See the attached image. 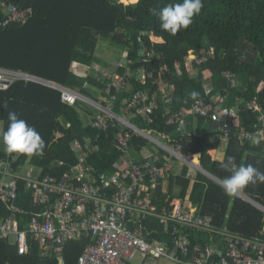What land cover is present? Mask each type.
<instances>
[{
	"label": "trees",
	"instance_id": "trees-1",
	"mask_svg": "<svg viewBox=\"0 0 264 264\" xmlns=\"http://www.w3.org/2000/svg\"><path fill=\"white\" fill-rule=\"evenodd\" d=\"M122 1L137 0H0V67L63 85L98 101L88 86L103 93L109 82L108 75L101 78L93 68L95 62L100 63L96 52L101 39L126 46V59L134 70L142 65L156 68L148 87L160 76L159 66L166 64L169 71L162 78L172 100L164 103L160 97L151 121L139 115L133 123L167 145L188 143L193 137L191 153L201 154L205 170L264 206V120L260 119L264 115V0ZM2 2L33 7L34 15L24 24L3 26L7 15ZM141 48L153 52L149 62H142ZM197 57H204V62L196 64ZM117 70L126 72L121 67ZM206 80L212 87L209 93ZM144 88L135 75L131 85L116 94L113 111L120 114L122 100ZM159 88L156 84L153 90ZM102 97L107 106L110 96L103 93ZM200 97L220 104L221 118L231 125L228 138L211 117H189L197 124L191 134L166 124V108L188 110ZM255 98L258 107L249 109L247 103ZM94 110L83 100L75 105L65 103L61 91L52 86L16 80L0 90V125L11 138L10 151H0V158L15 159L17 170L30 159L41 175L62 176L78 162L72 143L94 139L98 134L100 149L88 161L93 176L114 171L129 151L151 158L155 145L147 138L133 135L127 152L116 142L118 127L106 132L88 126L82 112L94 117ZM242 131L251 137H242ZM258 133L263 135L259 146L255 144ZM211 150L217 151L215 157ZM161 155L165 159L163 152ZM187 172L185 166L180 175L171 177L169 194L158 188L160 205L167 203V198L184 201L189 197L199 214L211 215L215 224L264 240L263 210L202 172L197 171L195 178L186 177ZM175 187L181 190L178 195ZM8 202L21 209L16 213L19 230L27 227L34 212L43 210L24 181L19 184L17 198ZM10 213L1 201L0 214ZM87 243V238L68 241L64 264H79ZM0 264L61 262L51 250H42L35 239L29 238V251L19 254L15 244L0 237Z\"/></svg>",
	"mask_w": 264,
	"mask_h": 264
},
{
	"label": "built area",
	"instance_id": "built-area-1",
	"mask_svg": "<svg viewBox=\"0 0 264 264\" xmlns=\"http://www.w3.org/2000/svg\"><path fill=\"white\" fill-rule=\"evenodd\" d=\"M1 5L7 15L3 26L24 24L34 15L30 6L20 7L5 2ZM189 53L194 60V51ZM152 56L153 52L146 53L144 49L142 62H149ZM204 60V57H197L196 64ZM155 71L156 68L143 66L135 74L142 85L148 86L149 79L155 77ZM168 71L166 64L159 66L160 76L153 84L162 82L163 74ZM133 77V74L119 76L115 73L106 86V94L110 96L109 107L95 102V108L102 113L87 120L88 126L106 132L110 127H118L116 142L127 152L133 135L147 138L145 131L133 124L127 114L140 115L151 121L158 106L155 94L150 98L147 90H137L122 100L120 110L124 114L113 111L116 94L131 85ZM37 78L0 67V90L9 88L18 79H26L60 90L62 100L69 105H75L78 100L92 102L77 90ZM204 85L209 93L212 90L210 81ZM161 92L169 102L170 95L163 88ZM216 102L197 98L188 110L168 112L166 124L177 125V131L186 130L191 134L189 114L211 117L214 124L224 131L223 137L228 138L231 125L221 118ZM247 106L249 109L257 108V99L249 101ZM260 119L264 120V115ZM242 137L251 135L242 131ZM153 138H147L155 145L151 158L142 156L143 160L139 161L129 151L118 161L114 171L96 176L89 172L88 161L100 149V134L94 139L72 143L78 162L62 176H22L14 166L15 159L0 158V202L6 203L11 212L8 216L0 214V237L15 244L19 254L29 251V238L35 239L42 250H51L57 255L61 264H64L66 243L82 238H87L88 243L79 257V264H264V240L261 238L232 231L226 224H215L211 215L199 214L198 207L192 206L188 197L184 201H169L167 198V203H158L156 192L159 187L164 189L171 179L172 162L192 165L199 171L201 168L192 161L193 137L188 143L177 145H167ZM162 152L165 159H162ZM190 175L187 173V177ZM21 181L27 190L32 191L43 210L34 212L27 227L19 230L16 213L21 209L8 201L17 198Z\"/></svg>",
	"mask_w": 264,
	"mask_h": 264
},
{
	"label": "crops",
	"instance_id": "crops-1",
	"mask_svg": "<svg viewBox=\"0 0 264 264\" xmlns=\"http://www.w3.org/2000/svg\"><path fill=\"white\" fill-rule=\"evenodd\" d=\"M110 43V42H109ZM98 53H99V48H98ZM98 56H99V54H98ZM101 57L99 56V62L100 63H94L93 64V68L97 71V72H99V74L102 76L101 78H104L105 76H107L108 75V80L110 81V78L115 74V73H117L119 76H125V75H129V74H133V76H135L136 74V70H134L133 68H131V64H128V61H127V59H125V61L123 62H120L119 64H117V66H115L114 65V62H112L111 63V61L110 60H106V61H104L103 59H100ZM111 63V64H110ZM113 64V65H112ZM120 64H121V66H120ZM118 67H121L122 69H124V70H126V72H125V74H121L118 70H117V68ZM142 67H143V65H142ZM110 69V70H109ZM106 78V77H105ZM160 84V88L159 89H155V90H153V88H154V85H156V84H151L149 87L146 85L145 86V88L144 89H139V90H147V94H148V96L151 98V97H153L154 96V94H155V97H156V99H157V101H158V99L161 97V99L163 100V102L164 103H168L167 101H166V98H165V96L163 95V93L161 92V88H163L164 90H165V92L166 93H168L169 95H170V92L168 91V89H167V87L165 86V79L163 78L162 79V82H160L159 83ZM89 87V92L90 93H92V94H94V96H96L97 98H98V101H95V102H99V103H102L103 104V101H104V99H103V93H106V90L102 93V90H100V89H98V87H96V86H93V85H91V86H88ZM122 92V91H121ZM160 95V96H159ZM171 97V96H170ZM215 98V97H214ZM171 100H172V98H171ZM170 100V101H171ZM169 101V102H170ZM217 101V100H216ZM215 101V102H216ZM158 103H159V101H158ZM217 103V102H216ZM122 104V103H121ZM217 104H219V103H217ZM92 105V104H91ZM106 108L107 107H109V101H108V105L107 106H105ZM219 107H220V104H219ZM113 108H114V106H113ZM121 108V107H120ZM180 110H182V109H180ZM174 111H178L177 109H174V110H171L170 108H166L164 111H163V116H165L168 112H174ZM85 112H88V111H83L82 112V116H83V119H84V121L86 122V124H87V120L90 118V117H87L84 113ZM100 113H102V111L101 110H99L98 112H95V116H98ZM117 114H119V113H117ZM128 116H129V119H130V121L133 123V118L135 117V116H138V115H133V114H127ZM94 116V117H95ZM191 116H195V115H190L189 114V116H188V120H189V122H190V124L188 125V127H189V131L191 132V131H193V127L194 126H196L197 124H195L192 120H190V118L189 117H191ZM134 124V123H133ZM136 125V124H135ZM215 125V124H214ZM137 126V125H136ZM139 127V126H138ZM143 130V129H142ZM146 132V131H145ZM99 135V134H98ZM61 136V133H57V137H60ZM256 143H258V140L255 142V144ZM212 151H215V153L217 154V151L216 150H212ZM211 152V151H210ZM132 154V157L133 158H135L136 160H143V157H142V155H140V154H137L136 152H132L131 153ZM192 155H194V154H192ZM199 155H200V163H199V161L198 162H194V159H193V163H196V165H198V166H200V167H202V165H201V154L200 153H198V154H196L195 156H198L199 157ZM194 156V157H195ZM213 157V156H212ZM215 157V156H214ZM188 167V172L187 173H190L191 175L188 177V178H195V176H196V174H197V171H199L198 169H196V167H194V166H192V165H188V164H182V163H179V162H172V167H171V177L172 176H176V175H180L181 173H182V171H183V169H184V167ZM201 172V171H200ZM203 173V172H202ZM40 175V174H39ZM186 177H187V175H186ZM169 188H170V180L168 181V183L166 184V187L163 189V193L164 194H169ZM165 190V191H164ZM180 188L179 187H175L174 188V194H179L180 193ZM233 194H235V195H237V196H239V197H241V198H243L240 194H238V193H235V192H233ZM189 198V197H188ZM175 199H178V197L177 198H175ZM263 231H264V229H263ZM202 238H204V237H202ZM252 238H258V236L257 237H252ZM262 239V238H261Z\"/></svg>",
	"mask_w": 264,
	"mask_h": 264
},
{
	"label": "rangeland",
	"instance_id": "rangeland-1",
	"mask_svg": "<svg viewBox=\"0 0 264 264\" xmlns=\"http://www.w3.org/2000/svg\"><path fill=\"white\" fill-rule=\"evenodd\" d=\"M122 2H124L125 4H132L134 2L137 3L138 0L134 1V2H127V1H122ZM98 48H99V53H98V49H97L96 55L98 56V54H99V56L101 57L100 59H103L104 61L110 60L111 63L114 62L115 66H117V64H119L120 62H122V61L124 62L125 61L126 54H127V51H128V48L126 46H123L122 44H120L118 42H114V41H110V40H106V39H101L100 40ZM99 56H98V58H99ZM87 104H88V106H91V108L95 109L96 110V111L94 110L95 112L99 111L98 108H95L96 105L93 102H91V103L87 102ZM120 114H124V113L122 111H120ZM259 136L260 137H258V135H257V140H258V145L257 146L262 144L260 142L263 139V135H259ZM10 145H11V138L8 135L5 134L3 124H1L0 125V151L8 153L10 151ZM184 154H186V152H184ZM210 154L213 157L216 156L215 151L211 150ZM195 155L196 154L192 155V161H193ZM197 159H198V161L200 163V155H199V157L197 156ZM18 172L22 176L37 177L40 174L41 169L39 167H37L36 165L32 164L30 162V159H29L24 165H22L19 168ZM227 189L230 192H232V193L233 192L238 193L236 190L229 189V188H227ZM12 240H13V238H12Z\"/></svg>",
	"mask_w": 264,
	"mask_h": 264
},
{
	"label": "water",
	"instance_id": "water-1",
	"mask_svg": "<svg viewBox=\"0 0 264 264\" xmlns=\"http://www.w3.org/2000/svg\"><path fill=\"white\" fill-rule=\"evenodd\" d=\"M141 45H143V43L141 42ZM144 54V48H141L140 50V55L142 56ZM38 80H42V78H37ZM52 85H56L57 83L54 82H50ZM88 100H91L88 98ZM93 103H95V101L91 100ZM144 134L146 135L147 138H149L150 140L154 139L151 135L147 134L144 132ZM201 172H203L206 176H208L209 178L215 180L216 182H218L219 184H221L222 186H224L225 188H229V189H233L236 190L238 192V194H240L245 200H248L249 202L253 203L254 205H256L257 207H259L261 210L264 211V206H262L261 204L257 203L256 201L252 200L251 198L247 197L245 194L241 193L240 191H238L236 188L232 187L230 184L226 183L225 181L219 179L218 177H216L215 175L209 173L207 170H205L203 167H200Z\"/></svg>",
	"mask_w": 264,
	"mask_h": 264
},
{
	"label": "bare ground",
	"instance_id": "bare-ground-1",
	"mask_svg": "<svg viewBox=\"0 0 264 264\" xmlns=\"http://www.w3.org/2000/svg\"><path fill=\"white\" fill-rule=\"evenodd\" d=\"M194 162H198L197 156L194 157Z\"/></svg>",
	"mask_w": 264,
	"mask_h": 264
}]
</instances>
